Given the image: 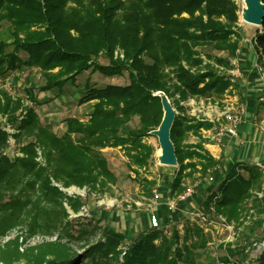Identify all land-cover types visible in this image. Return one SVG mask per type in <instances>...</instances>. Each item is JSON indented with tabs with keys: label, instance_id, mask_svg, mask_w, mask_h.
<instances>
[{
	"label": "trees",
	"instance_id": "16d2710c",
	"mask_svg": "<svg viewBox=\"0 0 264 264\" xmlns=\"http://www.w3.org/2000/svg\"><path fill=\"white\" fill-rule=\"evenodd\" d=\"M238 9L237 0H0V26L3 21L11 26V41L0 40V77L22 67L37 69L41 77L36 87H24L30 104L0 88V235L26 219L33 234L40 220L47 224L57 212L67 216L65 204L77 211L81 197L67 195L61 187L102 192L114 183L116 176L101 151L106 146L124 147L135 180L145 192L151 190L156 178L139 169L150 166L153 146L144 137L152 135L163 115L157 91L172 99L177 111L170 129L177 167L169 175L167 195L181 193L186 178H204L217 167L218 159L200 145L208 141L201 130L213 123L188 113L185 103L202 98L219 105L235 86L227 70L244 38ZM250 39L257 61L264 64V14ZM101 56L106 63L99 61ZM86 71L108 77L127 71L128 82L95 85L87 77L81 84L78 77ZM66 86L75 87L79 104L94 102L86 119L65 117V129L57 134L39 118L35 107L43 100L37 93L57 96ZM133 116L138 117L136 125L123 130ZM189 134L199 142L188 141ZM10 137L16 145L13 159L5 152ZM224 171L216 189L204 197L202 210L239 225L242 210L253 209L250 228L262 227L264 195L254 191L264 186V170L236 160ZM192 225H186L185 234L191 230L200 235L201 229ZM164 227L137 233L121 261L125 233L112 228L104 229L103 241L83 253L57 241L61 236L19 251L16 236L9 249H0L7 256L0 258L23 257L25 264H85L88 257L91 264H179L181 234L176 226L169 231ZM219 246L224 251L220 262H226L242 254L245 244L236 238L234 245ZM256 262L264 264V251Z\"/></svg>",
	"mask_w": 264,
	"mask_h": 264
},
{
	"label": "rangeland",
	"instance_id": "374dc122",
	"mask_svg": "<svg viewBox=\"0 0 264 264\" xmlns=\"http://www.w3.org/2000/svg\"><path fill=\"white\" fill-rule=\"evenodd\" d=\"M241 1L242 0H237L238 5ZM238 23L240 24L239 14ZM240 26L243 36L249 39L255 33L257 28H260V26ZM10 33L11 26L8 22L3 21L0 26V40L10 42ZM8 49L10 50L12 47L9 46ZM20 54L22 57H25L23 52L20 51ZM99 61L106 63L107 59L101 56L99 57ZM87 77H89L90 81L95 85H104L105 83L111 82L116 84L128 82L127 71H124L123 76L119 77H108L99 72L90 73L89 71H86L78 77V81L82 84ZM39 82L41 83V77L37 69L22 67L15 71H10L5 76L0 77V88L6 90L12 95L23 97L25 103L30 104V102L26 100L24 87H36ZM37 96L43 100V104L35 107L40 120L44 123L49 122L52 129L57 134H61L65 129V123L63 121L65 117L76 116L81 119H86L88 117V112L91 109V105L94 102L91 101L89 103L79 104L77 102L79 95L77 94L75 87L72 86H66L63 93L57 96H53L50 92H38ZM201 100H203V103L205 104L209 102L202 98ZM201 100L200 98L196 100L194 99V102L198 101L202 105ZM185 104H187V112L192 114V104L187 102ZM207 105L210 106V104ZM193 106L198 109L196 104ZM208 109H210V107H208ZM203 111L205 110H200L199 114L203 115ZM137 118V116L131 117V119L122 126V129L126 130L129 127L135 126L138 121ZM3 120L4 117L0 115V125H2L1 123ZM6 129L10 132L12 131V129L7 126ZM187 140L195 141L198 139L196 135L189 134ZM144 141H147L153 146L152 161L147 169L142 168L139 170L143 176L156 178V185L153 186L151 190L145 192V190L141 188V184L135 180L134 172L131 171L128 166V158L125 154L124 147H103L101 151L107 159L110 170L116 176V181L114 183H107L102 192L90 191L86 186L78 187L71 185L68 187H61L67 195L81 197L83 202L82 206L77 211H74L65 204L68 214L67 216L64 217L60 212H57L52 214L49 221H47V224H45L43 220H40V225L35 227L36 230L33 234H29L27 230V219L16 223L4 235H0V249H9L13 245V243L9 241L16 236H18L19 251H24L25 248L37 245L43 241L57 240L56 238L61 236L63 238L57 241L66 243L71 251L83 253L87 247L98 241H103L104 238L102 232L104 229L112 228L125 233V240L120 246L121 253L119 259L121 261L125 247L135 238L136 234L141 232L144 228L151 227L149 223L150 210L148 209L152 206V189L157 188V192L160 194L165 188L164 183H166L167 178H169V175L174 174L177 167L163 165L158 162L155 156V151L159 148V143L155 135L144 137ZM8 143L5 152L11 159H13V156L16 153V145L12 137L9 138ZM239 144L242 143L240 142ZM257 165L264 170V163H259ZM203 181L204 179L202 177L195 174L194 180L186 178L185 183L186 185H195L196 187H199V182L203 184ZM216 186L217 184L212 187V190L216 189ZM260 191H264V186ZM256 192L259 191H254L255 195L259 196ZM201 203L200 205L195 206L197 209H193V213L189 214L187 217H184L183 219L181 218L180 221L178 219L169 221L164 227L165 230L169 231L172 227L176 226L181 234V238L177 244V248H179L181 253L179 264H217V261L221 260V256L224 252L221 249V246H219L221 243L220 241L224 240L227 244L230 243L232 239L234 240L233 235L229 234L227 229L224 227H216L217 225L214 221H217L218 218L213 214H206V212L202 210ZM194 205L196 204L194 203ZM242 211L239 225L232 220H229V222H231L232 225L233 223L236 225L239 232V237L237 236L238 241L244 243V248H246L247 243L245 242H248L253 237H257L255 238L257 241H260V239L262 241L264 240L262 239L264 222H262V227L256 226L252 231L251 228L253 225L251 224V220L256 218V215L252 214L253 209H244ZM0 214H2L1 211ZM145 214L146 217L144 218ZM202 216H204L205 219H202ZM10 222L13 221L8 220V223ZM210 222L215 223L216 226ZM186 225L199 227L201 229L200 235L191 230L185 234L184 229ZM227 239L230 241H227ZM202 242L203 245L201 244ZM247 252L249 254L248 257H251L255 253V250L253 248H247ZM0 257H7L6 253H0ZM84 261L85 264H91L90 257L84 258ZM0 264H25V259L20 257L6 261L0 258Z\"/></svg>",
	"mask_w": 264,
	"mask_h": 264
},
{
	"label": "crops",
	"instance_id": "0c3cea01",
	"mask_svg": "<svg viewBox=\"0 0 264 264\" xmlns=\"http://www.w3.org/2000/svg\"><path fill=\"white\" fill-rule=\"evenodd\" d=\"M240 47L235 56L237 64H234L235 68H233L235 73L237 72L233 81L235 86L224 95L219 105L217 102L209 100L206 104L202 102L201 105L202 110H205L201 116L208 121H210L209 119H215V121H211L213 125L210 128L201 130V136L207 138L208 141L200 142V145L217 158L219 164L207 173L203 178V184L199 182V187L192 185L194 192L189 199L174 207H170L168 201L177 195L172 197L167 195L169 179L167 178L164 190L160 194L158 193V198L152 196V206L148 209L150 214H155L158 217L161 225H167L169 221L176 219L180 221L181 218L193 213V209H197L195 206L200 205L204 197L212 191V187L222 179L224 169L234 161L264 163V130H260L258 127L259 124L264 125V69H260V65L258 66L256 63L257 56L253 51L251 39H242ZM234 99L243 102L246 106L243 120L239 124V136L242 139V144H239V138L230 135H225L221 141L215 137L216 124L223 120L222 117H219L220 110ZM196 141L199 142V139L192 142ZM154 189L157 190V188Z\"/></svg>",
	"mask_w": 264,
	"mask_h": 264
},
{
	"label": "built area",
	"instance_id": "2783aa9c",
	"mask_svg": "<svg viewBox=\"0 0 264 264\" xmlns=\"http://www.w3.org/2000/svg\"><path fill=\"white\" fill-rule=\"evenodd\" d=\"M246 39L247 38H243V40H246ZM237 51H239V49H237ZM231 63L233 64V68H235L234 64H237V59L235 57L232 58ZM256 63L258 64V66L260 65V69H264V64H261L257 60H256ZM233 68L227 70L231 81H234V76L237 75V72L235 73ZM189 100L187 101V103L192 104V107H193V109H192L193 113L192 114L199 117L200 116L199 112H200V110H202L201 104L198 102L199 100L196 102H194L193 98H191ZM201 101L203 102V100H201ZM195 104H196V107L198 109H196L193 106ZM195 110H197V111H195ZM245 110H246L245 104L243 102L237 100V99H234L231 103L229 102L228 104H225V106L222 107L220 110V116L219 117H222L223 120H220L216 124L215 137L221 141V138H223L225 135H230L231 137L239 138V142L242 143V139L239 136V124L243 120ZM209 120L215 121V119H209ZM258 127L260 130H264V125L259 124ZM152 192H153V197L158 198L159 194H158L157 190L153 189ZM193 192H194L193 186L186 185V187L184 188V190L181 193H179L175 198H172L168 201V205L170 207H174L178 203L186 201L187 199H189L192 196ZM256 193L259 196H261L264 194V191L263 192L259 191ZM216 217L218 218V220L214 221V222L216 223L217 226L213 222H210V223L215 225L217 228L224 227L225 229H227L229 234H232L233 238H234V240L232 239L233 241L232 240L230 241L228 239H227V241H230V243H232V245H234L235 240L238 236V230L236 228V225L234 223L232 225L231 222L227 221L224 216L218 215ZM202 219H205L204 216H202ZM149 223H150L151 227H158L160 225L158 217L155 214H150ZM220 242L223 243L224 240H222ZM224 243H226V242H224ZM245 243H247V245H246V248H244L242 254H235L233 256H229V259L226 262H220L218 260L217 264H258L256 262V259H257L258 255L264 251V240L263 241L262 240L257 241V240H254L253 238H251L248 242H245ZM247 248H253L255 250V253L253 254V256L248 257L249 254L247 252Z\"/></svg>",
	"mask_w": 264,
	"mask_h": 264
},
{
	"label": "water",
	"instance_id": "95a60500",
	"mask_svg": "<svg viewBox=\"0 0 264 264\" xmlns=\"http://www.w3.org/2000/svg\"><path fill=\"white\" fill-rule=\"evenodd\" d=\"M243 1L246 4V11L244 13L246 19L260 26L264 14V3L262 0ZM156 94L160 96L163 115L157 128L152 129L150 132L157 137L159 143L160 155L158 162L163 165L176 166L177 159L174 144L170 138V129L177 111L163 91H157Z\"/></svg>",
	"mask_w": 264,
	"mask_h": 264
},
{
	"label": "bare ground",
	"instance_id": "6f19581e",
	"mask_svg": "<svg viewBox=\"0 0 264 264\" xmlns=\"http://www.w3.org/2000/svg\"><path fill=\"white\" fill-rule=\"evenodd\" d=\"M245 11H246V4L242 0L241 3L239 4V10H238L240 25L251 26V27L259 26L258 24L251 22V21L246 19L245 15H244ZM164 100L166 101V99H164ZM159 155H160V149L157 148L155 151V156H156L157 160L159 158Z\"/></svg>",
	"mask_w": 264,
	"mask_h": 264
}]
</instances>
